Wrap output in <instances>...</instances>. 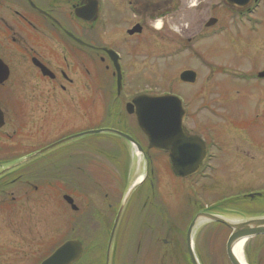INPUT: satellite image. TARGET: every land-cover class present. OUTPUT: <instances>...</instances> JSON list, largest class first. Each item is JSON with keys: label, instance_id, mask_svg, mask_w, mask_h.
Returning a JSON list of instances; mask_svg holds the SVG:
<instances>
[{"label": "flooded vegetation", "instance_id": "flooded-vegetation-1", "mask_svg": "<svg viewBox=\"0 0 264 264\" xmlns=\"http://www.w3.org/2000/svg\"><path fill=\"white\" fill-rule=\"evenodd\" d=\"M203 1L0 0V212L10 215L12 202L8 193L16 187L25 192L46 190L55 194L66 184L68 195L63 194L62 198L68 196L71 202H64L73 217L78 215L77 220L93 233L87 244L73 236L62 242L78 240L83 245L81 258L74 264H83L90 255L93 264H148L154 256H164L165 262H170L172 253H179L185 263L191 264L188 228L198 214L231 221L264 216V192L243 194V200L203 205L197 189L203 180L214 179L220 170L219 155L225 150L227 153L234 150L240 161L255 162L258 154L264 158V0H239V4L210 0L206 7ZM192 7L196 11L209 10L204 24L199 16L195 27H188L192 24L186 21V13ZM170 20L182 28L181 39L173 43L176 47L173 51L165 30ZM204 45L212 50L213 57L204 56ZM224 50H231L249 67L220 65L216 55ZM179 55H187L196 64H212V71L217 73L211 72L210 76H221L223 83L235 86L233 92L240 99L224 102L230 114L222 116L229 119L228 134H242L247 129L250 137L239 144L234 137L223 138L219 125L208 122L199 128L192 118V109L197 106L196 116L200 107L212 111L218 120L220 115L213 106L203 101L198 104L197 92L198 95H184L169 91L183 101L185 133L198 138L204 146V161L197 173L187 178L173 173L167 153L148 147L134 112L127 110L134 97L155 94L133 90V81L127 82L126 65L150 63L156 57L170 60ZM114 59L121 70L119 92ZM218 87L213 93L223 98V90ZM92 91L104 100L98 130H112L121 135L106 131L99 134L103 142L69 147L73 140L84 137L78 135L85 131H71L70 125L75 112L89 123ZM251 96L253 101H249ZM251 102L255 114L262 117L261 122L246 119L244 112L250 109ZM235 117L239 121H234ZM232 129L236 131L230 133ZM133 144L139 146L140 153ZM133 155L137 157L135 162ZM222 158L225 160V154ZM162 170L179 183V193L185 197V215L176 225L171 223L170 210L159 197ZM106 176L121 184L119 195L113 196L115 187L108 189ZM78 198L83 200L80 206ZM228 203H237L238 211L250 205L259 209L236 217L229 215L233 207ZM128 217L136 220L140 228L132 226ZM126 222L132 226V232L139 231L133 249L127 254L130 262L127 255H116ZM158 223L165 227L163 237L154 234L152 225ZM204 224H208L209 230L227 229L230 236L231 230L222 224ZM202 229L200 225L191 234L196 259L199 264H214L213 249L208 252L213 239L211 244H197ZM212 235L210 232L209 237ZM158 238L162 246L155 250ZM244 241V264H264V234Z\"/></svg>", "mask_w": 264, "mask_h": 264}, {"label": "rangeland", "instance_id": "rangeland-1", "mask_svg": "<svg viewBox=\"0 0 264 264\" xmlns=\"http://www.w3.org/2000/svg\"><path fill=\"white\" fill-rule=\"evenodd\" d=\"M209 1L210 0H204L202 5L206 7V4ZM196 2H198V0H192V3ZM209 15L208 9L196 11L195 7L190 8L186 13V21L188 23L191 22L192 25L189 24L188 27H195L199 16L201 17L200 22H203L204 24L208 20ZM173 21L175 20H170L165 24V30L167 32L166 40H170L172 42V51L176 49L173 43L180 41V35L182 34L179 32V30L182 29H179L180 25L175 24ZM155 42H157V40H155ZM208 45H211L210 40L208 41ZM203 50L205 52L204 56H208L209 58L213 57L212 50L207 49L206 45H204ZM214 51L216 50L214 49ZM216 56L220 65L227 67L236 65L235 67L240 69H246L249 67L243 61H239L238 57L231 53V50L218 51ZM212 66V64H196L193 60L189 59L187 55H179L177 58H171L170 60L166 59L164 61L159 57H156V59L153 61L151 60L150 63L146 62L134 66L126 65L128 75L127 82L130 83V81H133V84H131L133 86V90L137 89L139 92L148 91L149 93L160 94L172 91L176 94L179 93L184 95L190 93L195 95L200 94V96L198 95V104H201L202 101L206 102L209 106H213L220 116L218 120H216L213 117L212 111L211 113L209 111L207 112L205 109H201V107L198 109V115L196 116V106L192 109V118L194 119L195 124L198 125L199 128L200 126H205L208 122L213 125L215 124V126L219 125L220 129L224 127V130L219 129L220 134L224 136L223 138L234 137L240 141L239 144H242L250 138L246 133L247 129H244L242 134L236 133L232 136L228 134V127H226L228 126L227 123L229 119L223 117L230 114L228 108L229 106L226 103H223L228 102L229 100L231 101L233 98H239L235 95V92H233L235 86L232 85L230 87L229 83H223L224 78L221 76H210L211 72H214L212 71ZM185 70H192L197 73V81L194 85H188L179 80V75ZM216 73L217 71L214 72V74ZM218 86L223 90V98L216 96L218 94L217 92L213 93L215 92L214 88ZM206 88H208V90H206ZM76 100L77 98L75 97V101ZM253 100L254 96H251L249 101ZM91 101L89 123H87V120L83 121L81 113L79 114L78 112H75L74 122L70 125L71 131L77 133L81 131L89 132L99 129L102 124L100 115L103 111L102 105L104 100L99 93L94 94L92 91ZM247 101L248 100L245 99V102ZM255 111L256 110L253 111L251 102L250 109L248 108L244 112L246 119L251 121L260 120L261 122L262 117L260 116L259 119L258 116L260 114L256 115ZM215 120L216 123H214ZM233 120L239 121V117H235ZM219 121L220 123H218ZM229 131L231 133V131L236 130L232 129ZM102 137L103 136L99 134L87 135L73 140V145H70L69 147L77 145L91 146L94 143L103 142ZM224 154L225 160L222 158V155ZM253 155L254 153L251 151L250 156ZM133 157L134 162L137 161V157H135V155H133ZM255 158V162L252 160L240 161L234 150H228V153L225 150L223 154H220L219 162H217V164L219 165V169L221 171H217L215 176H213L216 181L214 179L203 180L197 187L201 199L200 201L203 205H209L210 202L220 203L223 201H237V199H242L243 194L264 192V158H262L259 154L255 155ZM59 165H62V162H60ZM160 174L162 181L158 187V192L160 193L159 197L170 210L168 215L170 216L171 223L176 225L177 223L182 222L180 217L185 215L183 214L185 197L183 194L179 193L180 190H178V182L174 181V179L164 170H162ZM104 178L108 189L115 187L114 190H112L113 196L119 195L121 191V184L114 182V179H111L109 176ZM68 189L67 185L64 184V186L61 187L57 193L52 194L46 190H32L25 192V189L16 187L8 193L9 201L12 202L10 215H3L0 212V264H39V262L42 261L56 246L66 240L69 236L79 237L85 244H87L86 241H89V238H92L93 233L89 229H85L84 225L77 220L78 215L73 217L74 213L64 202L62 196L63 194L68 195ZM172 190L176 192L172 193ZM78 201L80 203H78ZM81 201L83 200H80L79 198L76 199L78 206L82 205ZM240 201L241 200H238V202ZM246 201L249 202L248 200ZM97 204H99V201ZM228 204L233 207L230 208L232 209V213H229V215L233 216L234 214L236 217L244 214L250 215V212L253 214V212L258 211L259 209L257 206L250 205V207L246 206L245 210L240 208L238 211L239 205L237 203ZM240 211L242 212V215L238 213ZM129 218L130 217H128V222L132 226L140 228V224L137 225L136 220ZM162 225L163 224L161 223L152 225L155 227L154 234L156 236L161 235L163 237L165 227ZM132 226H129L127 222L124 224L121 230L116 255L121 254V256H126L130 253L131 249H133V245L136 242L135 239L138 237L137 233L139 231L132 232ZM202 228L201 233H203V235L197 240V244H200V246H202L203 242L211 244V240L213 239L208 252L211 253V250L213 249L214 264H229L227 257L224 255V244L229 235V231L219 227H214L209 230L208 224H202ZM210 232L213 233L211 237H209ZM145 233L146 232H144V234ZM158 240V243L155 244V250L161 248L162 246L159 238ZM249 248L250 253H252L250 244ZM127 256V261L130 262L131 258L129 255ZM92 258L93 257H91V255L88 256L83 264H88V262H90L89 264H93ZM148 264L187 263L183 261L182 256L179 255V253H172L170 262L167 260L165 262L164 256H154L149 258Z\"/></svg>", "mask_w": 264, "mask_h": 264}, {"label": "water", "instance_id": "water-1", "mask_svg": "<svg viewBox=\"0 0 264 264\" xmlns=\"http://www.w3.org/2000/svg\"><path fill=\"white\" fill-rule=\"evenodd\" d=\"M229 3H240L239 0H227ZM118 73V92L121 88V72L117 61L114 59ZM0 75L2 71L0 70ZM184 83H194L196 75L193 71H184L179 76ZM134 108V111L131 108ZM127 107L128 113H133L140 131L148 141V147L168 154L169 163L177 177L186 178L196 173L199 164L204 161L205 151L202 142L189 136L184 131L185 109L180 99L173 95H139L133 98ZM0 113V126H1ZM111 132L112 130L89 131L78 136ZM123 136V135H122ZM138 150L141 152L139 146ZM70 203L71 201L65 197ZM208 221L222 224L231 230L226 243V256L230 264H242L233 253L236 243L249 237L264 234V216L250 218L243 221H230L212 214H198L188 228L187 246L192 264L198 261L191 248L190 234L200 222ZM116 223L114 227H116ZM110 247V244H109ZM83 253V245L78 240H68L56 248L40 264H74L79 261Z\"/></svg>", "mask_w": 264, "mask_h": 264}, {"label": "bare ground", "instance_id": "bare-ground-1", "mask_svg": "<svg viewBox=\"0 0 264 264\" xmlns=\"http://www.w3.org/2000/svg\"><path fill=\"white\" fill-rule=\"evenodd\" d=\"M244 240L236 243L233 247V253L238 258V260L244 264V257H243V246H244Z\"/></svg>", "mask_w": 264, "mask_h": 264}]
</instances>
